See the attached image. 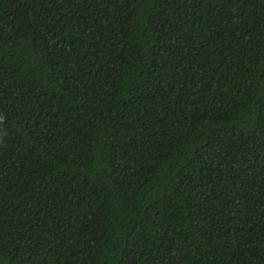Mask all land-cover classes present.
I'll return each instance as SVG.
<instances>
[{
	"label": "trees",
	"instance_id": "16d2710c",
	"mask_svg": "<svg viewBox=\"0 0 264 264\" xmlns=\"http://www.w3.org/2000/svg\"><path fill=\"white\" fill-rule=\"evenodd\" d=\"M0 264H264V0H0Z\"/></svg>",
	"mask_w": 264,
	"mask_h": 264
}]
</instances>
